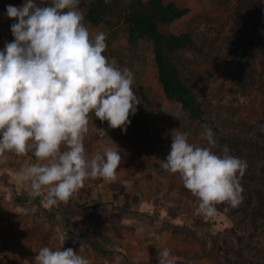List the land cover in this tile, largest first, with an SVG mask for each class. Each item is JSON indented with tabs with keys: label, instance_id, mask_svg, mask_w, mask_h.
Returning <instances> with one entry per match:
<instances>
[{
	"label": "trees",
	"instance_id": "1",
	"mask_svg": "<svg viewBox=\"0 0 264 264\" xmlns=\"http://www.w3.org/2000/svg\"><path fill=\"white\" fill-rule=\"evenodd\" d=\"M213 1L224 8L225 16L194 12L196 0H80L78 6L90 38L106 34L103 55L133 72L132 88L140 101L129 116L126 133L96 118L122 150L112 183L127 181L135 190L154 189L173 214L165 228L184 242L202 238L207 242L208 236L175 222L194 217L187 209L196 197L183 186L179 173L161 165L170 153L173 133L187 132L189 143L207 147L201 137L204 126L214 133V152L222 155L226 145L230 155L247 162L240 178L242 203L216 208L239 213L256 231L264 230V0ZM35 2L51 4V0ZM24 3L0 0L3 7ZM224 65L227 81L215 69ZM166 125L176 130L167 132ZM76 236L86 244L87 253H111L100 242ZM189 254L203 256L197 249Z\"/></svg>",
	"mask_w": 264,
	"mask_h": 264
},
{
	"label": "clouds",
	"instance_id": "2",
	"mask_svg": "<svg viewBox=\"0 0 264 264\" xmlns=\"http://www.w3.org/2000/svg\"><path fill=\"white\" fill-rule=\"evenodd\" d=\"M79 2L51 0L40 6L25 0L6 10L7 17L18 22L11 25L14 40L0 50V156H23L33 150L36 162H26L18 178L28 184L30 197H41L47 205L67 203L86 179L115 181L121 162L118 151L105 147L86 157L89 115L126 133L129 116L140 103L132 88L133 72L103 55L106 34L90 38ZM188 135L172 134L171 150L161 167L179 173L183 186L196 197L194 215L213 217L216 205L239 206L247 162L230 155L226 145L222 155L214 152L217 143L207 126L201 132L207 147L189 143ZM157 249L158 264H177L168 248ZM34 261L91 264L73 248L47 246L38 250Z\"/></svg>",
	"mask_w": 264,
	"mask_h": 264
},
{
	"label": "rangeland",
	"instance_id": "3",
	"mask_svg": "<svg viewBox=\"0 0 264 264\" xmlns=\"http://www.w3.org/2000/svg\"><path fill=\"white\" fill-rule=\"evenodd\" d=\"M6 10L7 7L0 6V22L3 28L7 26L11 32V25L17 19L8 18ZM196 11H207L210 15L225 16L224 8L218 6L213 0H196L194 12ZM215 69L220 78L227 81L228 67L226 65L216 66ZM258 110H261L260 106ZM165 128L167 132L171 129L176 130L168 125ZM88 129L84 139L87 158H91L96 151L103 152L105 147H111L119 154L121 153L119 144L103 132L94 114L89 115ZM105 140L108 141L106 145ZM7 155L11 154L4 156ZM23 156L20 158L27 159L28 163L36 161L31 156V152ZM84 187L86 188L77 196L81 198L79 201H83L84 205L99 204V206L96 209L84 207L81 213L85 218L77 226V231L91 241L104 244L105 248L111 250V253L99 254L92 250L87 253L86 244L76 235L56 238L57 240L53 242L54 249L73 248L77 254L87 258L91 264H158L157 245L161 248H168L171 253L170 258H173L177 264H226L227 260L239 264H264V230L256 231L239 213L217 208L216 215L213 217L194 215L184 221H175L179 225H191L194 231L203 233L204 237L208 236L207 242L205 238L184 242L181 237H173L165 228V223L173 218V214L168 212L171 209H166L162 199L159 200L155 196L154 189L151 187L146 186L141 190H135L127 181L108 183L99 178L86 179ZM73 201L75 204H83L76 198H73ZM196 203L197 199L189 206L187 213L194 214ZM66 215H69V212ZM78 216L82 215L78 214ZM69 222L71 226L68 230L77 225L74 219ZM104 235H108L110 240H107ZM24 245H14L13 248H17L21 254L24 253L23 264H32L33 262H29L26 258L29 251L24 250ZM42 247H45L44 243H41ZM0 249L4 253L8 251L6 248L3 249L2 244H0ZM192 249L199 250L203 256L191 257L189 253Z\"/></svg>",
	"mask_w": 264,
	"mask_h": 264
},
{
	"label": "crops",
	"instance_id": "4",
	"mask_svg": "<svg viewBox=\"0 0 264 264\" xmlns=\"http://www.w3.org/2000/svg\"><path fill=\"white\" fill-rule=\"evenodd\" d=\"M13 40L14 36L9 28L7 26L3 28L1 25L0 50L5 48L6 43ZM94 126L97 127L98 124ZM28 152H32L31 155L36 159L33 150L30 149ZM85 154L87 156L86 152ZM11 155L0 157V244L3 245V249L8 250L4 253L0 249V264H23L24 253L21 254L17 248H13L18 244H25L24 250L29 251L26 258L35 264L34 257L38 255L41 243L54 249L53 242L57 240L56 238L81 234L77 231V226L85 218L81 213L85 208L83 201H79L81 198L77 196L86 187L74 193L67 203L58 202L55 205H47L41 197H30L28 184L18 178V173L27 159L15 154ZM73 198L83 204L73 203L75 202ZM67 212L69 215H66ZM73 219L77 225L68 230L71 226L69 221ZM28 247L30 248L26 249Z\"/></svg>",
	"mask_w": 264,
	"mask_h": 264
},
{
	"label": "built area",
	"instance_id": "5",
	"mask_svg": "<svg viewBox=\"0 0 264 264\" xmlns=\"http://www.w3.org/2000/svg\"><path fill=\"white\" fill-rule=\"evenodd\" d=\"M5 154H14V153H12V152H6ZM4 154V155H5ZM31 154H32V152H31ZM32 156V155H31ZM0 157H3V156H0Z\"/></svg>",
	"mask_w": 264,
	"mask_h": 264
}]
</instances>
